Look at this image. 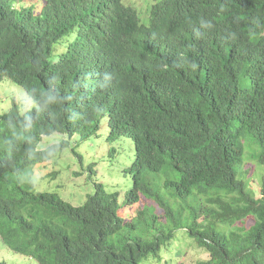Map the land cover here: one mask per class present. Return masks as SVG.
Returning <instances> with one entry per match:
<instances>
[{
    "label": "trees",
    "instance_id": "obj_1",
    "mask_svg": "<svg viewBox=\"0 0 264 264\" xmlns=\"http://www.w3.org/2000/svg\"><path fill=\"white\" fill-rule=\"evenodd\" d=\"M25 1L0 0L1 79L28 85L31 38L59 45L48 102L0 112L3 244L38 264H141L181 228L198 264H264V173L256 193L244 169L264 171V0H158L147 23L124 0ZM104 118L108 141L134 143L130 218L102 184L80 205L36 189L69 143L42 135L86 141Z\"/></svg>",
    "mask_w": 264,
    "mask_h": 264
},
{
    "label": "rangeland",
    "instance_id": "obj_2",
    "mask_svg": "<svg viewBox=\"0 0 264 264\" xmlns=\"http://www.w3.org/2000/svg\"><path fill=\"white\" fill-rule=\"evenodd\" d=\"M152 1L154 0H124L137 9L141 20L145 23L148 22L147 9ZM23 96L27 94L20 86L8 78L0 80V111H6L13 101L21 107ZM100 132L101 135H95L92 139L82 142H79L77 134L71 139L67 134L58 132L42 137L41 142L44 147L59 144L64 139L69 143L62 149V153H59L58 160L35 167L34 173L38 182L36 189L54 188L73 205H80L87 199L88 194L95 192V184L99 182L106 191H119L121 200L132 180L124 171L133 162L134 143L123 136L115 141H108L105 118ZM112 149L114 152L111 153ZM244 169L249 170V186L257 193L264 173L263 169L256 167L252 162L246 163ZM53 171L56 173H51ZM251 223L252 219L247 217L235 225L246 228ZM160 249V256L141 264H175L179 261L183 264H198L200 260L208 258L207 252L198 247L194 239L183 229H177L174 237L169 242H164ZM0 258L9 263L35 264L29 256L9 251L1 241Z\"/></svg>",
    "mask_w": 264,
    "mask_h": 264
},
{
    "label": "clouds",
    "instance_id": "obj_3",
    "mask_svg": "<svg viewBox=\"0 0 264 264\" xmlns=\"http://www.w3.org/2000/svg\"><path fill=\"white\" fill-rule=\"evenodd\" d=\"M156 1H158V0H154V1L150 2L149 8L147 9L148 20H149L150 8H151L152 4H154ZM29 2H30V0H26L25 4L28 5ZM17 6H19V5H17ZM139 17H140V15H139ZM70 37H72L71 39H74L75 36L74 35L66 36L64 38V42L65 43L68 42L67 40ZM30 40H31V43H32V47H31L30 52H29V56H30V70H29V74L27 76L28 85L25 86V85H22V84H19V83H15V82L10 80L11 82H13V83L17 84L18 86H20L26 92L27 96H23L21 107L18 106V104L15 101H13L12 105L8 109H6V111H9L13 107H16L20 117L24 116L26 113H28L30 111L41 109L48 102V100L50 99L51 91H52V84H51V78H50L51 71H52V64L49 62L48 58H51L52 56L56 57L55 53H53L52 56H50V55L52 54L54 48H56L59 45L56 42H52V44H51L52 52L49 53L48 51H46V48H47V44L50 43V42H39L38 40H36L34 38H31ZM66 50H67V46L64 47L63 51L65 52ZM94 74L97 75V67L94 69ZM4 78H6V77H4ZM0 80L3 81V78L1 79V77H0ZM0 112L3 113L5 111H0ZM25 120H27V119H25ZM101 129H102V127H101ZM54 133H56V132H54ZM58 133H61V132H58ZM51 134H53V133L42 135V137H44V136L48 137ZM62 134H64V133H62ZM68 137L71 139L69 134H68ZM64 140H66V139H64ZM61 141H63V140H61ZM40 145H42V142L40 143ZM60 153H62V152H60ZM54 158H52V159H50L48 161H45L42 164H39V166H44L45 164H48L50 162L55 161ZM58 158H60V157H58ZM58 158H57V160H58ZM97 184H101V183L98 182ZM97 184H95V189H96V185ZM40 190H43V189H40ZM105 191H106V189H105ZM106 192H108L110 194L117 193V195H115V197H116L117 203L120 204L119 209H118V213L124 207H128L130 209V214L128 216H124L125 218H130L131 216H133L138 211V209H139L138 204H134L132 206L125 205L126 204V203H124L125 192H124V195H123L121 200L119 198V195H120L119 191H106ZM94 193H92V194H94ZM89 195H91V194H88L87 198H88ZM120 207H121V209H120ZM183 230H185L188 233V231L186 229H183ZM0 241L3 243L1 237H0ZM6 248L9 251H11L8 247H6ZM11 252H13V251H11ZM13 253L14 254H18V253H15V252H13ZM19 255H22V254H19ZM31 259L34 261L35 264H38L37 260L35 261L33 258H31ZM0 260H3L5 262H7L6 260L1 259V258H0ZM7 263H9V262H7ZM178 263H180V261L175 263V264H178ZM9 264H15V263H9Z\"/></svg>",
    "mask_w": 264,
    "mask_h": 264
}]
</instances>
